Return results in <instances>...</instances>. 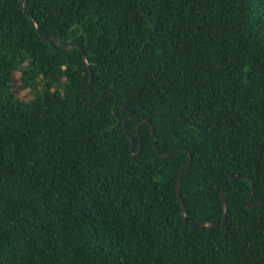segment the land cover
<instances>
[{"label":"trees","instance_id":"16d2710c","mask_svg":"<svg viewBox=\"0 0 264 264\" xmlns=\"http://www.w3.org/2000/svg\"><path fill=\"white\" fill-rule=\"evenodd\" d=\"M20 1L0 3V264H264V0H24L83 49L87 103L112 90L94 108L81 50ZM143 119L190 154L163 159Z\"/></svg>","mask_w":264,"mask_h":264},{"label":"water","instance_id":"95a60500","mask_svg":"<svg viewBox=\"0 0 264 264\" xmlns=\"http://www.w3.org/2000/svg\"><path fill=\"white\" fill-rule=\"evenodd\" d=\"M1 2H2V0H0V3H1ZM20 4H21V8H22V10L25 12V14H26V15L32 20V22L34 23L35 28H36L38 34L40 35V39H41L42 41H47V42H48V41H53V42H55V44H56L59 48H61V49H65V50H68V49H71V48H74V47H75V48H79V49L81 50L82 54H83V57H84L85 61H86L85 53H84L83 49H82L78 44L73 43V44H69V45H65V46H63V45H60V44L58 43V41H57L56 38H48V37H44V36L41 34V30H40V27H39L38 22L35 20V18H33V17H32L27 11H26V9H25V7H24V0H21V1H20ZM50 51H51L52 54H55V53H56V49H55V47H54L53 45H50ZM86 64H87V66H88V68H89L90 76H89V83H88L87 87L85 88V90H84V92H83V94H82V101H83V103H84L87 107H89V108H94V107L98 106V105L102 102V99H103L104 95H105L108 91H112V90H107V91L103 92V93L101 94V96H100L98 102H97L96 104H93V105L88 104L87 101H86L85 96H86V93L88 92V90L90 89V87H91V85H92V82H93V74H92V71H91L90 66L88 65L87 61H86ZM115 96H116V100H117V103H118L119 107H120L123 111L128 112V115L124 118V121H123V127H124V130H125L127 136H128L129 139L131 140V144H132V153H133V149L135 148V141H134L133 137L130 135V133L128 132V129H127V121H128V119L133 115V113H132L131 111H129L128 108L125 107L123 104H121V102L119 101V98H118V96H117L116 94H115ZM142 122H148V123L150 124V126H151V140H152V143L154 144V146H155L157 152L159 153V155H160L163 159L170 158L171 156H173L175 153H177V152H179V151H186V152L189 153V150H187V149H185V148H178V149H176L173 153H171V154H169V155H166V156H165V155H162L161 152H160V150H159V148H158V146L154 143V127H153V125L151 124V122H149L147 119H143L141 122H139V124H138V128H137V132H138L137 134H138V136H139V127H140V125H141ZM141 149H142V148H141V143H140V147H139L138 152H137L136 154H133V155H134V156H138V155L141 153ZM189 154H190V153H189ZM191 161H192V156L190 155V158H189L187 164H186L185 166H183V168L180 170V172H179V174H178V177H177V185H176L177 195H178V197H179V199H180L181 206H182V217H183V220H184L186 223H188V221H187V217H186V214H185L184 203H183V200H182V197H181V192H180V179H181V176H182V172H183V170L191 164ZM235 178H240V177H239V176H235V175L229 177V179H235ZM247 179H249V178L247 177ZM254 189H255V187H254V184H253V182H252V187H251V189H250V191H249V193H248V203H247L248 208H253V207H256V206H259V205H263V204H264V201H262V202H257V203H251V202H250V198H251V196H252L253 193H254ZM221 196H222L223 209H224V217H223L222 224H224V223H225V220H226V211H227V202H226V199H225L224 188H222ZM215 225H216V224H212V223H202V224L190 225V227H191V228L205 227V226H206V227H212V226H215Z\"/></svg>","mask_w":264,"mask_h":264}]
</instances>
